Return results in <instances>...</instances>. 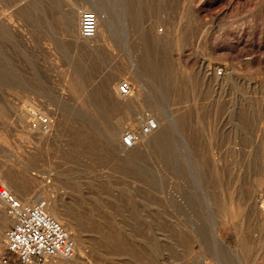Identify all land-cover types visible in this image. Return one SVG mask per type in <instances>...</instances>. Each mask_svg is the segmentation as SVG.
Returning a JSON list of instances; mask_svg holds the SVG:
<instances>
[{
  "label": "rangeland",
  "instance_id": "obj_1",
  "mask_svg": "<svg viewBox=\"0 0 264 264\" xmlns=\"http://www.w3.org/2000/svg\"><path fill=\"white\" fill-rule=\"evenodd\" d=\"M93 2L90 49L69 10ZM141 111L163 120L145 140ZM0 184L60 207L67 264H235L238 239L264 264V0H0Z\"/></svg>",
  "mask_w": 264,
  "mask_h": 264
},
{
  "label": "built area",
  "instance_id": "obj_2",
  "mask_svg": "<svg viewBox=\"0 0 264 264\" xmlns=\"http://www.w3.org/2000/svg\"><path fill=\"white\" fill-rule=\"evenodd\" d=\"M97 15L85 11L79 17V35L81 38H93L97 29ZM221 73V70L218 71ZM117 92L120 98L131 94V85L127 82L118 84ZM37 121L39 117L33 115ZM37 117V118H36ZM43 119L42 123H45ZM139 132L150 134L157 127L152 119H148ZM135 137L130 131L123 133L122 147L131 150L135 146ZM0 200L5 204L12 224L5 232V248L9 255L3 258V264H12L11 258L19 264L43 263L53 256L70 258L73 254V244L69 232L45 210L44 204L22 203L12 196L8 190L0 186Z\"/></svg>",
  "mask_w": 264,
  "mask_h": 264
},
{
  "label": "bare ground",
  "instance_id": "obj_3",
  "mask_svg": "<svg viewBox=\"0 0 264 264\" xmlns=\"http://www.w3.org/2000/svg\"><path fill=\"white\" fill-rule=\"evenodd\" d=\"M40 3V2H39ZM92 9H90L92 12H94V13H96V15H97V18H99V20L97 21V29H96V33H95V35H94V38H98L97 39V41H94L93 43H95L94 45L92 44H88L87 45V47H89L90 49H93L95 46H97L98 45V43H100V42H102V41H104V38L106 37V35H107V32H108V24H109V22H108V18H107V16H106V14H105V11H104V9L98 4V3H92ZM69 11H71V15H72V18H73V24H78V18H79V15L80 14H82V12L79 14L78 12H77V10L74 8V7H71V9L69 10ZM85 11H87V10H84L83 12H85ZM128 12L129 11H126L125 13H124V17H125V20H124V22H125V24H126V22L128 23ZM100 13V14H99ZM130 13V12H129ZM70 14V13H69ZM100 15H101V18H100ZM82 39H84V38H82ZM91 39V38H90ZM216 80V79H215ZM214 80V81H215ZM142 86V85H141ZM160 111V112H159ZM159 111H158V113L163 117V119L165 120V119H167V116L165 115V113H164V111L163 110H161V109H159ZM151 113H153L150 117H151V119H152V121H154V123L156 124V127H157V129H156V131H154L153 133H155V132H159L160 131V128H161V117L159 118L158 116H160L159 114H158V116H157V113L156 112H151ZM156 113V114H155ZM155 115V116H154ZM147 117L148 116H146L145 115V113H144V111H141V113L140 114H138L137 116H134L133 118H131L130 119V121L128 122V125H135V124H138V125H144V124H146L147 122V120L148 119H150V118H148L147 119ZM163 121V120H162ZM144 122V123H143ZM124 126V125H123ZM113 130V129H112ZM130 132H132V134L134 135V137H135V146H134V148L136 147V145H137V141H138V136L137 135H139V134H137L135 131H130ZM153 133H150V134H145V133H143L142 131L140 132V134H141V136H142V140H145V138L147 137V136H150V135H152ZM120 138H122L121 137V131L120 130H116V131H114L112 134H110V135H108V137H107V144L109 145V147H111V148H113V149H121V148H123V147H121V139ZM139 138V139H140ZM116 149V150H117ZM124 149V148H123ZM133 149V148H132ZM124 150H126V149H124ZM118 151V150H117ZM119 151H121V150H119ZM121 152H123V151H121ZM0 186H3V185H1L0 184ZM6 190H8V192L12 195V196H14L13 195V193H12V191H11V186H3ZM13 188V187H12ZM15 191H16V189H15ZM20 195V194H19ZM15 197V196H14ZM16 198V197H15ZM17 200H19L20 202H22V203H24V202H26V203H28V204H39V203H42V204H44V207H45V210H46V212L52 217V218H54V219H56V221H58L60 224H63V217H62V212H61V210H60V207L59 206H57V205H55L56 203L55 202H50V201H34V202H32L31 201V199L28 197H21V196H17V198H16ZM25 204V203H24ZM231 205V204H230ZM250 206V205H249ZM257 207V206H256ZM3 210H7L6 209V206H5V204L0 200V217L2 216V214H3ZM60 210V211H59ZM229 210V209H228ZM227 210V211H228ZM231 210V209H230ZM258 211H257V213L259 214V216L260 217H262L263 219H264V204H262L261 206H260V208H258L257 209ZM227 211H225L226 213H227V215L229 216V214L230 215H232L231 213H229L228 214V212ZM232 211V210H231ZM225 212H224V215H225ZM6 213H8V212H6ZM9 215V214H8ZM65 215V214H64ZM10 216V215H9ZM66 216V215H65ZM234 216V215H233ZM11 217V216H10ZM230 217V216H229ZM2 218H3V216H2ZM5 218V217H4ZM12 218V217H11ZM232 218V217H231ZM1 219V218H0ZM232 220V219H231ZM65 222V221H64ZM66 223H67V221H66ZM262 223H263V221H262ZM68 230H69V233H71V232H73L74 230H73V228H71V227H69V228H67ZM71 236V235H70ZM242 237V236H241ZM1 238H3L2 237V229H0V240H1ZM238 238V237H237ZM242 240V239H241ZM4 241H5V235H4ZM71 241H72V244H73V254L71 255V257L70 258H63V257H61V256H58V255H56V256H53V257H51V258H49V259H47L46 261H44L43 263H46V262H48L49 264H67V262H69V261H71V260H73L74 259V257H75V244H74V242H73V239H72V237H71ZM243 241H239V239L237 240V248H236V250L235 251H232L231 249H229L225 244H224V242L223 241H220L218 244L220 245V247H222V250H224L225 252H227V253H229V254H232V255H234L233 256V258L231 259L230 257H229V260H233L234 262H235V264H244V259H243V257H242V255H240V253L242 252V251H244L243 249H244V244L242 243ZM247 242V241H246ZM246 242H244L245 243V245H246ZM264 242V238H263V240H262V243ZM261 243V244H262ZM4 245H5V242H4ZM248 246V245H247ZM262 246V245H261ZM249 248H250V246H249ZM215 249V248H214ZM221 250V251H222ZM246 250H248L247 248H246ZM245 250V251H246ZM219 251V250H218ZM217 252V251H216ZM215 252V253H216ZM223 252V251H222ZM214 253V255H217V254H215ZM228 254V255H229ZM247 254V253H246ZM213 255V256H214ZM226 255V254H225ZM244 255V254H243ZM74 256V257H73ZM218 256V255H217ZM215 257V256H214ZM221 257V256H220ZM247 257V256H246ZM75 258H77V257H75ZM228 258V257H227ZM248 258V257H247ZM78 259V258H77ZM215 259V258H214ZM217 259H218V261H222L223 260V258H220V260H219V258L217 257ZM222 259V260H221ZM246 259V258H245ZM209 261V260H208ZM215 261V260H214ZM228 261V260H227ZM227 261H226V263H227ZM246 261H247V259H246ZM245 261V262H246ZM210 262V261H209ZM225 262V261H224ZM224 262H222V264H224ZM231 261H229V263L228 264H232V262L230 263ZM34 263H38V262H33L32 264H34ZM200 263V262H199ZM198 263V264H199ZM219 263V262H218ZM217 264V263H216ZM220 264H221V262H220Z\"/></svg>",
  "mask_w": 264,
  "mask_h": 264
}]
</instances>
